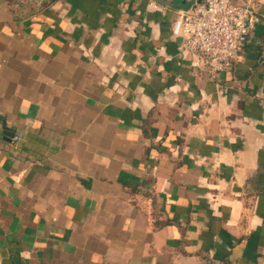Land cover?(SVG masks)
<instances>
[{
	"label": "crops",
	"instance_id": "crops-1",
	"mask_svg": "<svg viewBox=\"0 0 264 264\" xmlns=\"http://www.w3.org/2000/svg\"><path fill=\"white\" fill-rule=\"evenodd\" d=\"M160 0H0V264H264V0L213 77Z\"/></svg>",
	"mask_w": 264,
	"mask_h": 264
},
{
	"label": "built area",
	"instance_id": "built-area-1",
	"mask_svg": "<svg viewBox=\"0 0 264 264\" xmlns=\"http://www.w3.org/2000/svg\"><path fill=\"white\" fill-rule=\"evenodd\" d=\"M263 0H202L192 12L180 11L172 33L180 53L196 70L213 77L243 58L249 37L261 21Z\"/></svg>",
	"mask_w": 264,
	"mask_h": 264
},
{
	"label": "water",
	"instance_id": "water-1",
	"mask_svg": "<svg viewBox=\"0 0 264 264\" xmlns=\"http://www.w3.org/2000/svg\"><path fill=\"white\" fill-rule=\"evenodd\" d=\"M168 7H171L177 11L192 12L193 7L202 2V0H160ZM264 61V56L261 57Z\"/></svg>",
	"mask_w": 264,
	"mask_h": 264
}]
</instances>
